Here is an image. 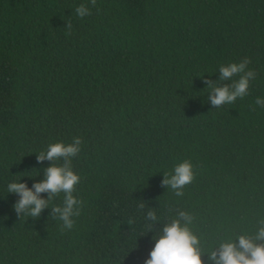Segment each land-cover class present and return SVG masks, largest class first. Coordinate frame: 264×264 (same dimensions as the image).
I'll return each instance as SVG.
<instances>
[{
  "label": "trees",
  "instance_id": "obj_1",
  "mask_svg": "<svg viewBox=\"0 0 264 264\" xmlns=\"http://www.w3.org/2000/svg\"><path fill=\"white\" fill-rule=\"evenodd\" d=\"M80 4L91 15L78 17ZM245 57L257 73L248 95L213 108L205 81ZM257 97L264 0H0V264H144L181 210L206 252L254 234L264 218ZM77 136L73 228L50 216L63 193L39 218L18 217L7 185L43 180L52 162L38 153ZM186 159L195 178L176 196L161 182Z\"/></svg>",
  "mask_w": 264,
  "mask_h": 264
},
{
  "label": "clouds",
  "instance_id": "obj_2",
  "mask_svg": "<svg viewBox=\"0 0 264 264\" xmlns=\"http://www.w3.org/2000/svg\"><path fill=\"white\" fill-rule=\"evenodd\" d=\"M90 3L95 6L96 0H90ZM75 12L80 18L91 15L90 8L85 4L77 6ZM65 26L69 30L72 28L70 21ZM250 63L251 58L245 57L238 63L221 65L219 80L205 81L210 89L208 99L213 108L234 103L237 98L242 99L248 95L250 83L257 76L256 71L248 67ZM234 76L239 78L233 80ZM223 81L231 83H221ZM255 104L264 108V99L257 97ZM82 142V138L77 136L71 143L60 141L49 144L46 151L37 155L38 162L46 159L52 162L44 169L43 180L35 182L32 187H28L20 179L7 185V193L19 196L13 205L18 217L23 214L39 218L50 202L63 193V205L50 207V216L62 221L61 230L73 228V217L80 215L83 202L73 195L81 177L72 168V158L81 151ZM61 160L62 163H57ZM194 178L193 163L186 159L175 166L174 173L170 176L164 173L161 183L174 190L176 196H183V188ZM42 193H47V198L42 197ZM139 208L143 209L144 204H140ZM146 218L153 222L149 229L152 230L158 221L156 212L150 209ZM193 220L194 217L189 212L181 210L171 222L163 224L161 234L155 239V245L144 264H204L202 257L205 253L213 264H264V218L258 220V229L254 234L237 233L234 239L219 242L211 252H206L201 246L200 238L191 228Z\"/></svg>",
  "mask_w": 264,
  "mask_h": 264
}]
</instances>
